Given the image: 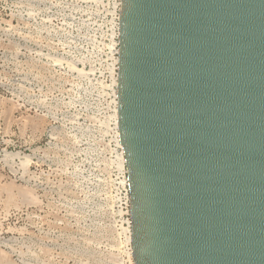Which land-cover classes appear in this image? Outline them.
I'll use <instances>...</instances> for the list:
<instances>
[{
	"label": "water",
	"instance_id": "obj_1",
	"mask_svg": "<svg viewBox=\"0 0 264 264\" xmlns=\"http://www.w3.org/2000/svg\"><path fill=\"white\" fill-rule=\"evenodd\" d=\"M135 264H264V0H120Z\"/></svg>",
	"mask_w": 264,
	"mask_h": 264
},
{
	"label": "rangeland",
	"instance_id": "obj_2",
	"mask_svg": "<svg viewBox=\"0 0 264 264\" xmlns=\"http://www.w3.org/2000/svg\"><path fill=\"white\" fill-rule=\"evenodd\" d=\"M119 8L0 0V264H135Z\"/></svg>",
	"mask_w": 264,
	"mask_h": 264
},
{
	"label": "bare ground",
	"instance_id": "obj_3",
	"mask_svg": "<svg viewBox=\"0 0 264 264\" xmlns=\"http://www.w3.org/2000/svg\"><path fill=\"white\" fill-rule=\"evenodd\" d=\"M55 61H56V59H55ZM57 61L59 62V61H61V60H59L58 58H57ZM61 63V62H60ZM65 63H66V61H65ZM68 65H69V67H70V69H73V70H75V71H77L79 74L80 73H82V71L84 72V70H83V68L81 67V66H79L78 65V62H76V61H68ZM84 74V73H83ZM117 105H118V99H117ZM117 105H116V109H117ZM117 126H118V117H117ZM117 140H118V142L119 143H121L120 142V139H119V129H118V131H117ZM119 157V156H118ZM118 165L120 166L121 165V159H120V157H119V159H118ZM33 255V254H32ZM22 259V258H21ZM29 260V259H28Z\"/></svg>",
	"mask_w": 264,
	"mask_h": 264
}]
</instances>
